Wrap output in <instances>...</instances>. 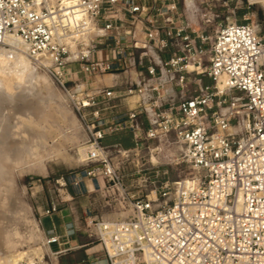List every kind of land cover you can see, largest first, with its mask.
Here are the masks:
<instances>
[{
  "label": "built area",
  "instance_id": "1",
  "mask_svg": "<svg viewBox=\"0 0 264 264\" xmlns=\"http://www.w3.org/2000/svg\"><path fill=\"white\" fill-rule=\"evenodd\" d=\"M12 36L65 90L77 75L114 77L96 94L68 91L88 137L87 167L59 186L82 196L91 193L85 180L102 183L109 197L124 188L111 150L128 159L142 143L150 152L156 142L179 149L177 161L193 171L173 187L127 196L126 220L95 221L85 210L95 264H264V39L253 26L233 22L209 38L193 29L180 0H0V47ZM192 61L213 86L199 80L190 89ZM169 82L181 89L177 101ZM123 131L132 148L104 143ZM57 211L51 204L45 214Z\"/></svg>",
  "mask_w": 264,
  "mask_h": 264
},
{
  "label": "rangeland",
  "instance_id": "2",
  "mask_svg": "<svg viewBox=\"0 0 264 264\" xmlns=\"http://www.w3.org/2000/svg\"><path fill=\"white\" fill-rule=\"evenodd\" d=\"M186 3H189V6ZM180 6L185 17L191 22L193 29L196 31L205 29L209 38H214L221 26L238 22L253 26L257 34L264 39V6L251 5V0H180ZM209 20L211 23L205 24ZM193 60H197V57H194ZM31 63L42 78H36L34 81L27 80L26 82V80L17 81L10 74L0 75L2 83L5 84L4 87L2 83V86L0 84L2 89L0 91H4V93L0 92V99H3L0 100V113L4 114H0L2 117L0 124H4L0 126L7 125L5 127L9 129L7 136L3 129L2 133L0 131L2 134L0 142L4 141L3 138L6 136V142L4 141L5 143L3 142L1 147L6 145L0 147L1 150L6 149L5 152L0 150V175H3L0 176V184L2 185V183L12 179L17 192V208L14 211L16 220L14 219L13 226H11L12 224H10L11 227L6 226L9 228L5 230L6 232L8 230L6 241L9 242L14 239L15 241L10 242V247L13 243V247H18L20 251L26 252L30 259L39 264H75V257L68 261L66 259L67 254H59L62 250L57 244L48 245L49 238L44 230L43 220L50 217L45 212L51 204L57 206V212H60L66 204L72 205L73 212H76L77 222L82 229L83 242L97 245L94 239L88 238L85 231V219L87 217L85 210H89V217L95 221L102 219L108 221L126 220L133 214L126 206L128 203L127 196L137 198L150 194L166 182L173 187L179 181L191 176L193 171L184 162L177 161L179 149L171 150L164 147L163 143L156 142L151 145V150H156L153 153V151H148V146L145 143H142L140 152L130 153L128 159L122 158L118 150H111L110 159L113 165L111 168L124 178V188L119 189V191L116 189L109 191V197L106 195L102 183L98 184L85 180L84 186L91 193L82 196H75L70 185L67 187L59 186L58 180L71 178L75 173L85 170L87 167L80 150L85 147L88 137L76 114L68 91L77 92L81 89V92L96 94L104 88L112 87L113 83L110 82L113 79L105 80L106 76L85 78L77 75V81L67 85V90H65L45 70L34 65L32 61ZM190 63V65L187 64L189 72L194 68L193 61ZM132 75L135 77L134 74ZM188 77L193 82L190 84L192 91L198 90L197 82L199 80L202 81V86H204V82L207 83V86H213L210 80L197 77L196 73H190ZM96 80L99 81V87L94 85ZM26 83L31 85H29L30 88ZM171 83L169 82L165 87L168 91L167 94L178 99L181 89ZM26 87L29 89L26 90ZM8 90L10 97H7L8 94L5 95ZM11 93L12 97L14 96L12 100ZM59 95L62 98H59ZM7 114L10 115L9 118ZM11 130L12 132H10ZM6 152L9 153L8 155L14 154L16 157L21 154V157L18 156L17 158L21 161L18 162L17 160L18 164L13 165L10 171L5 168V157L2 158V154ZM1 187L0 191L6 194V185ZM1 227L2 224L0 229ZM5 231L4 236L6 235ZM15 233H17L16 236ZM37 249L39 250L37 251ZM23 261L30 260L25 258ZM87 264L95 263L89 262Z\"/></svg>",
  "mask_w": 264,
  "mask_h": 264
},
{
  "label": "bare ground",
  "instance_id": "3",
  "mask_svg": "<svg viewBox=\"0 0 264 264\" xmlns=\"http://www.w3.org/2000/svg\"><path fill=\"white\" fill-rule=\"evenodd\" d=\"M192 4V3H191ZM251 5H261V6H264V0H251ZM189 6V5H188ZM2 48V47H1ZM0 48V75H6V74H10V76L12 75V77L13 78H15V79H17V81L18 80H26V82H27V80L28 81H34V79L36 80V78H42L41 76H40V74L38 73V71H37V69L32 65V63H31V61L27 58V56L25 55V46H24V44L21 42V40H19L18 38H16V37H10L9 38V41H8V46L7 47H5V48H2L1 49ZM263 62H264V57H263ZM191 64V63H190ZM190 64H188V65H190ZM35 65V64H34ZM193 65V64H192ZM194 66V65H193ZM38 67V66H37ZM188 69V66H187V68H186V70ZM192 71L193 72H189L188 70H187V72H189V73H195L196 71H197V69H196V67L194 66V68L192 69ZM9 76V77H10ZM106 76H109V75H106ZM112 77V76H111ZM3 78V77H2ZM6 79H8V78H6ZM113 80H114V78H113ZM113 80L110 82L111 84L113 83ZM3 82H4V80H3ZM2 83V79H0V84ZM8 83V82H7ZM25 83V82H24ZM3 84V83H2ZM2 84H1V86H2ZM26 84H28V86L30 85L29 83H26ZM25 84V85H26ZM33 84V83H32ZM95 85V84H94ZM5 86V84H3V87ZM8 86V85H7ZM31 86V85H30ZM30 86H29V88H30ZM33 86V85H32ZM98 86V85H97ZM8 88V87H7ZM6 88V89H7ZM29 88H27L26 87V90H28ZM217 88H218V90L219 91H221V92H223L224 91V89H225V84L223 83V80H219V82H218V84H217ZM0 90H2L1 88H0ZM32 90H33V88L30 90L31 92H32ZM7 91V90H6ZM5 91V92H6ZM82 90L81 89H79V90H77V92H81ZM0 92H3L4 93V91H0ZM76 92V91H75ZM8 94V95H7ZM4 95V94H3ZM5 95H7V97H10V95H9V90H8V92L5 94ZM6 97V96H5ZM6 97V98H7ZM14 97V96H13ZM12 93H11V100H12ZM61 96L59 95V98H60ZM1 98V97H0ZM62 98V97H61ZM7 99H9V98H7ZM14 99V98H13ZM1 100V99H0ZM3 100V99H2ZM1 100V101H2ZM11 100H9L10 102H11ZM0 101V102H1ZM15 101V100H14ZM3 103V102H2ZM8 103V102H7ZM7 103H5V104H7ZM11 103H13V102H11ZM9 104V103H8ZM10 105V104H9ZM30 106V105H29ZM4 108H6V107H4ZM1 109H2V107H1ZM0 114H3V113H0ZM4 115V114H3ZM8 115V114H7ZM9 116L10 115H8V118H9ZM0 118H2V117H0ZM12 118V117H11ZM1 122V121H0ZM6 123H9V122H6ZM2 124V123H1ZM0 124V125H1ZM10 124V123H9ZM2 125H4V124H2ZM5 126H7V125H5ZM1 127V133H2V129L4 130V133H5V135L7 136L8 135V133H9V129L7 128V127ZM77 126V125H76ZM12 127V126H11ZM10 127V129H12L13 130V128H11ZM12 130L10 131V132H12ZM15 132V131H14ZM0 133V137H1V134ZM3 133V134H4ZM14 134V133H13ZM4 135V136H5ZM10 135V134H9ZM15 135H16V133H15ZM6 136L3 138L4 139V141L6 142V140H5V138H6ZM14 136V135H13ZM17 136V135H16ZM16 136H14V137H16ZM11 137V136H10ZM13 138V137H12ZM0 139H2V138H0ZM9 139V138H8ZM10 140H11V138H10ZM13 140V139H12ZM15 140V139H14ZM3 140L0 142L1 144H0V147H1V145L3 144V142H4ZM4 142V143H5ZM9 142V141H8ZM12 142V141H11ZM11 142H10V144H11ZM14 142V141H13ZM9 144V145H10ZM6 145V144H5ZM5 145H3V146H5ZM12 145V144H11ZM2 146V147H3ZM17 146V145H16ZM1 147V148H2ZM15 147V146H14ZM1 148H0V150H1ZM10 148V147H9ZM16 148V147H15ZM3 151L4 150H6V149H2ZM1 150V151H2ZM16 150H17V148H16ZM16 150H15V152H16ZM2 151V152H3ZM19 151V150H18ZM81 151V153H82V155H83V149H81L80 150ZM5 152V151H4ZM14 152V153H15ZM21 152V151H20ZM7 153V154H6ZM5 154H4V156H3V154H2V158L3 157H5V159H6V165H5V168H7L9 171L13 168V165H17L18 163H17V158H18V156L19 157H21L20 155L21 154H19L17 157H16V155H14V154H10V155H8L9 153L8 152H6ZM12 153V152H11ZM32 153V152H31ZM23 154V153H22ZM25 154V153H24ZM23 154V155H24ZM0 155H1V153H0ZM5 155H7V156H5ZM29 156V155H28ZM1 158V157H0ZM23 158H24V156H23ZM154 158V157H153ZM152 158V159H153ZM22 159V158H21ZM25 159H26V156H25ZM20 160V159H19ZM18 160V162H20ZM27 160V159H26ZM155 160V159H154ZM154 162H156V161H154ZM17 163V164H16ZM4 171V170H3ZM0 176H3V175H0ZM9 177V176H8ZM2 178V177H1ZM13 178V177H12ZM2 180H3V178H2ZM1 181V180H0ZM10 180H8L7 182H5V183H2V185L0 184V187L1 186H5L6 185V194H4V192L3 191H0V213H1V219H0V222H1V224H2V227H1V234H0V264H19L21 261H23L25 258L26 259H28V260H30L31 262H33V260L32 259H30L29 257L30 256H28L29 254H27L26 252H22V251H20L19 249H18V247H13V243H11L12 244V246L10 247V242H12L13 240L11 239V241H6V238H7V232H8V230H7V232L5 231L6 230V226H8V227H11V226H13V222H14V219L16 220V218H14V214H15V209L17 208V204H16V202H17V199H16V194H17V192H16V189L14 188V184H13V182H12V179H11V181L9 182ZM2 188V187H1ZM2 209V210H1ZM17 211V210H16ZM16 215V214H15ZM16 222V221H15ZM17 222H18V219H17ZM0 224V225H1ZM10 224H12L11 226H10ZM15 224V223H14ZM7 229H9V228H7ZM11 229V228H10ZM4 231L6 232V237L4 236ZM4 233V234H3ZM10 234V233H9ZM17 235V233H15V236ZM9 236V235H8ZM12 238H14L13 236H12ZM9 240V239H8ZM15 241V240H14ZM39 249H37V251H38ZM34 251V250H33ZM42 252V251H41ZM33 253V252H32ZM35 253V252H34ZM37 254V253H36Z\"/></svg>",
  "mask_w": 264,
  "mask_h": 264
},
{
  "label": "crops",
  "instance_id": "4",
  "mask_svg": "<svg viewBox=\"0 0 264 264\" xmlns=\"http://www.w3.org/2000/svg\"><path fill=\"white\" fill-rule=\"evenodd\" d=\"M189 5V3H186ZM191 72H193L191 70ZM132 77V81H135V77ZM113 77L106 76L105 80H111ZM95 86L99 87V81H95ZM204 86H207V83L204 82ZM172 98V96H171ZM173 100L177 101V99L172 98ZM130 108H133V104H129ZM119 110H115L113 112V116H117L120 114H123L126 112L127 108H118ZM140 122H143V118H140ZM124 136H130L131 141V147L134 146L133 143V135L128 131H123L114 135H111L107 137L105 140L106 145H112L117 144L115 137H124ZM72 199V198H71ZM68 203V202H67ZM74 209L72 208V205L66 204L63 206V208L60 210V212L55 213L54 215L50 217H46L43 220V226L44 230L46 232V235H55L60 238L59 248H61V254H67L68 261H70L71 258H76L75 264H87L89 262H94L95 257L97 256V253L99 251V248H97L98 245H95L93 243L89 242H83V234L82 229L79 226L76 218V212H73ZM71 229L75 232L74 235L71 233ZM56 245V244H55ZM95 256V257H94ZM102 264V263H98Z\"/></svg>",
  "mask_w": 264,
  "mask_h": 264
},
{
  "label": "trees",
  "instance_id": "5",
  "mask_svg": "<svg viewBox=\"0 0 264 264\" xmlns=\"http://www.w3.org/2000/svg\"><path fill=\"white\" fill-rule=\"evenodd\" d=\"M116 143L122 145L124 148L129 149L131 147V137L124 136V137H115Z\"/></svg>",
  "mask_w": 264,
  "mask_h": 264
}]
</instances>
